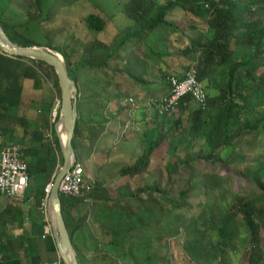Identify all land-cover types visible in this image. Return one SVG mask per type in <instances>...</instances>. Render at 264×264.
Segmentation results:
<instances>
[{"label":"rangeland","instance_id":"obj_1","mask_svg":"<svg viewBox=\"0 0 264 264\" xmlns=\"http://www.w3.org/2000/svg\"><path fill=\"white\" fill-rule=\"evenodd\" d=\"M129 2L130 0H42L38 7L35 0H0V17L7 22V25L14 26L11 36L28 38L42 46L60 47L67 52L73 63V74L78 80L79 102L81 81L85 80L80 78L82 74L89 77H96V74H99V81L104 85L106 93L111 90L107 86V81L113 89L114 87L117 89V93H120L123 88L122 84L125 82H129L128 84H131V81L137 82L136 78L142 82V79L147 76L145 69L149 68L148 58H151L149 64L153 62L154 66L156 63L158 66L159 59L163 57L168 48L165 43L162 44L164 40L168 42L173 39L176 43L181 36L184 44L180 46L189 44L190 40L183 36L194 26L192 24L194 16L179 11L168 12L166 22L169 25L173 23L179 26L181 33L160 27L152 34H140L137 38L133 37L124 41L126 35L133 36V29L138 25L137 22L129 20L125 15L124 9ZM158 2L164 3L163 0H158ZM92 14L104 20L105 30L98 31L88 27L86 19ZM203 27H205V31H209L207 30L209 29L208 25L207 28L205 25ZM138 29L140 31L142 26H138ZM189 33L193 40L196 39L195 32ZM139 50H142L145 56L139 54ZM109 54L111 55L107 57ZM105 57L107 58L105 59ZM25 65L24 69L29 70L35 76L33 80L22 78L23 97L26 99V103H28V99L35 98V96L38 98L42 93H45V99L42 102L46 107L41 109L35 98L32 100L33 104L30 108L32 107L34 114L39 117V125L42 126L46 122V128H43L46 136L50 132V115L53 105L56 99L61 100V92L59 94L58 88L55 86L57 78L46 66L39 67L28 60ZM85 66L86 68L82 69ZM90 83L91 85L95 84V82ZM101 84L95 85L93 89H101ZM138 84L141 85L140 82ZM212 92L213 90L210 94ZM258 103L260 107L255 106L251 114L264 109V98ZM22 112L23 110H16L12 117L10 114L0 121L1 127L6 128V124L10 127H18L21 131L20 138L24 139L23 143L20 139V141L4 144L5 146L10 143H19L23 147L30 146L31 144L24 143H29L33 132L39 129L33 128L34 122L32 119L29 120L28 116L23 119ZM166 121L171 122L169 119ZM181 122L182 126L185 125L187 128L189 118L183 119ZM154 128L155 132L152 133L154 139L147 140L146 150L160 137L157 126ZM178 128L175 125H170L167 129L166 133L169 131L167 139L160 150L158 149L152 155V165L145 179L142 177L143 181H138L137 185L131 180V200H129L131 201L129 203L131 212H127L129 222L114 227L115 231L124 229V233L117 235L116 239L120 247L127 244V249L123 251L120 248L118 252H110L109 256H103L104 261L102 260L103 262L100 264H191L184 243L190 239L192 232L186 231L185 226L195 220L194 225L202 231L207 234L212 231L204 226L206 220L200 219V215L204 211L221 209V199L219 200L218 194L222 195L223 205L239 204L238 196L241 200L252 201L264 206V198H259L260 191L254 187L246 173L250 167L254 166L255 160H264V129L260 128L256 136H254L256 133H252L240 137L239 146L236 145L232 151L230 149L231 152L229 151L228 154L224 149H219L214 153L215 159L207 160L202 157L207 156L208 152L202 135L199 138L195 137L194 140L182 139L179 141V137L175 133L178 132ZM25 131L29 133L27 136H25ZM6 138L5 135L3 139ZM54 141L55 139L45 146L49 154H52V158L49 159H55L54 166L62 167L63 159L61 156L59 158L57 144ZM138 151L131 149L130 156H127L131 166L135 165L138 159L144 155L141 148ZM137 152L138 154H136ZM110 155L111 161L116 160L115 156ZM82 163H85L84 166L89 164L86 158H83ZM56 170L58 171L59 168ZM218 178L225 180L223 184L219 183ZM31 180L30 186L32 185ZM43 180L40 185L44 187L47 179L43 178ZM204 181L209 185V188L204 187ZM196 183H202V187L196 188ZM149 185L151 191L148 190ZM138 186H142L140 190H138ZM188 188H191V192L188 194L186 202L191 205L190 208L185 206L177 209L170 203H166V197L179 201L181 190ZM116 200L122 201L121 205H127L123 197L116 198ZM206 203L209 204L208 208ZM112 211L117 212L115 208ZM238 222H240L239 219ZM106 226L110 225L106 224ZM238 227H240V234L234 240L233 247L226 249V261L231 264H248L251 244L246 238L245 227L241 223L238 224ZM242 239L246 241H242ZM209 241V236H206L205 242L208 244ZM262 244L264 245V230H262Z\"/></svg>","mask_w":264,"mask_h":264},{"label":"trees","instance_id":"obj_2","mask_svg":"<svg viewBox=\"0 0 264 264\" xmlns=\"http://www.w3.org/2000/svg\"><path fill=\"white\" fill-rule=\"evenodd\" d=\"M41 1L42 0H35L38 7H40ZM163 1L164 3L160 4L158 0H130L124 12L129 20L137 22L138 25L133 29V36L126 35L124 41L130 40L133 37L137 38L140 34H152L160 27H164V29H173L174 31L176 30L177 33H181L179 26L173 23L169 25V23L166 22L167 13L175 10L200 17L204 23H207L209 27L207 30L209 31H205L199 26L188 28L196 33V39L193 40L191 38L193 52L190 54V66L187 69L188 72L192 68H195L198 72L200 82L205 85V87L207 85L205 91L207 94V105L206 108L203 109L196 105L192 95L186 97L182 100L179 110L182 109L185 110V112L192 110L189 116L188 126L187 128L185 125L182 126V119L174 125L175 127H179L178 132H175L179 137V141H182V139L194 140L195 137L199 138L202 135V140L205 141L207 147L206 151H208L207 156L202 157L207 160H213L216 158L214 153L217 152V150L224 149L226 154H228L230 149L232 151L236 145L237 147L239 146L240 137L252 133H256L254 135L256 136L260 128L264 129V109L257 111L255 114H251L255 106L260 107L258 103L259 100L264 98V0ZM0 22L7 35L17 45L21 47L42 46L28 38H21L19 36L16 38L11 36L14 26L7 25V22L1 17ZM86 22L91 29L98 31L105 30V22L99 16L92 14L87 17ZM140 25L142 29L139 31L138 26ZM43 47L53 48L63 55L70 77L78 86V80L73 74V63L67 52L60 47L54 48L48 45ZM110 55L111 54L107 57ZM27 60L37 64L39 67L46 66L52 70L56 76L54 68L46 63L24 57L13 58L4 53H0V121L10 114V117H12L16 110H23L21 117L26 119V110L30 108L32 102L28 99V103H26V99L23 97L24 88L22 85V78L35 79L33 73L24 69ZM186 73L183 78L172 77L184 80L186 78ZM172 77H168L169 79H167L170 89H172ZM55 86L58 88L60 94L58 79L55 82ZM211 90H213V92L210 94ZM80 93L81 91L79 89V94ZM84 98V96H80V100ZM80 103L79 101V119L73 139V146L77 155V160L79 161L81 157H79L80 155L78 154L77 137L80 135L82 128L90 122L82 113ZM193 106L195 107L194 110L191 108ZM156 114L159 118H163L160 114ZM94 116L96 115L94 114L92 117ZM241 116H243V118H241ZM92 117L90 119L93 121ZM102 122L103 120L99 121L100 124ZM1 125L2 123H0V130H3L5 127H1ZM6 125L8 126V124ZM180 126H182L181 129ZM168 133L169 131L167 133L162 132L159 139L151 144L150 148L144 152V155L138 159L135 165L127 167L121 174L123 176H130L131 180L136 182V185L139 183L138 181L142 182V177L145 179L152 165V155L165 143ZM28 134V131H25V136ZM30 138L29 140L31 143H39L41 149L48 152L45 143H51V140H48V138L45 140L44 132L36 129ZM53 139H55L54 142H56L63 159L60 142L55 129H53ZM21 142H24V139H21ZM24 147L25 158L29 159L30 157L32 158V156L36 157L37 152L34 147L27 145ZM45 152L40 160H35L36 165L34 167L27 160L30 178L34 172H45L48 159L52 155ZM254 162V166L250 167L246 173L254 187L260 191L261 195L259 198L263 199L264 160H255ZM51 177L52 176L49 175L48 179L50 180ZM218 180L221 184L225 181L223 178H218ZM205 182L206 181L203 182L204 187L209 188V185ZM90 183L93 185V189L89 194V198L95 187L94 183ZM197 185L196 188L202 187V183ZM141 187L142 186H138V190H140ZM148 187V190L151 191V186L149 185ZM43 192L44 189L39 191L35 197L37 205H39L43 199ZM190 192L191 188L181 190L179 193V201L171 200L166 197V203H170L177 209H181L185 206L190 208L191 205L186 202ZM218 197L219 200L221 199V209L217 211H213L212 209L210 212L204 211L200 215V219L206 220L204 226L210 228L212 231L208 234L202 231L194 225L195 220L189 222V224L185 226L186 231L189 230L190 233L192 232L190 239L184 243L190 263L231 264L226 261V249L233 247L234 240L238 238L240 234V227H238V224L241 223L245 227L246 238L252 248L248 264H264V245L262 244L264 206L255 204L252 201L247 202L241 200L238 196L237 199L240 202H238L239 204L231 203L223 205L222 195L218 194ZM69 200L72 199L61 196L62 209L67 225L69 222V213L67 212ZM208 203H206L207 208L209 207ZM238 219L240 222H238ZM79 227L80 225H77L70 236H72ZM206 236H209L210 239L208 244L205 242ZM242 241L246 240L242 239Z\"/></svg>","mask_w":264,"mask_h":264},{"label":"crops","instance_id":"obj_3","mask_svg":"<svg viewBox=\"0 0 264 264\" xmlns=\"http://www.w3.org/2000/svg\"><path fill=\"white\" fill-rule=\"evenodd\" d=\"M192 16H194V20H191L194 27L199 26L204 29L205 25L207 28V23H204L200 17ZM189 32L192 33V31H187L183 36L190 40L189 44L185 46H180L184 44L181 36L176 43L173 39L168 42L164 40L162 44L165 43L168 48L163 57L159 59L158 66L157 63L154 66L153 62L149 64L151 58H148L149 68L145 69L147 76L142 79V82L136 78L137 82L131 81V84H128L129 82L120 83L123 86L120 93H117V89L115 87L113 89L108 81L107 86L111 90L106 93L104 85L99 81V74H96V77H89L86 74L80 76L85 79L81 81L82 84L79 82L81 84L80 96H84V99L88 98L86 101L80 100L81 110L90 122L82 128L77 137L78 154L81 157V162L83 158L89 162L87 166H84L86 180L95 184L89 201L72 199L67 204L69 233L71 234L77 225H80L71 236L80 264H100L104 261L103 256H109L110 252H118L120 248L123 251L127 249V244L120 247L116 239L117 235L124 233V229L121 228L120 231L114 229L124 222L127 224L129 222L127 212H131L129 204L131 202L129 201L131 200V177L121 174L127 167H131L127 156H130L131 149L140 151L141 148L142 153L146 151L147 140L154 139V134H152L155 132L154 127L157 126L161 135L162 132L167 131L170 125L173 126L180 119L183 120L190 116L192 110L185 112L181 109L172 116L159 118L149 106L150 100H161L170 95L168 77L183 78L185 76L190 66V54L193 52L192 37ZM139 54L145 56L142 50H139ZM85 68L86 66L82 69ZM90 82H95V84L91 85ZM139 82L141 85L138 84ZM98 84H101V89L94 90L93 87ZM35 98H31V102ZM44 99L45 93L36 98L41 109L46 107L42 102ZM130 99H135L137 105L131 106ZM31 108L26 110V116L29 120H33V128L37 127L38 130L44 132L43 128L46 122L42 126L39 125V117L34 114ZM191 108L195 109L194 106ZM94 114L96 116L92 117ZM91 117L93 121L90 119ZM168 119L171 122H167ZM101 120L103 122L100 124ZM126 126H130L128 132L125 131ZM5 135L7 138L3 139ZM20 137L21 131L18 127L8 125L3 128L0 131V153L5 147L4 144L20 141ZM11 144L14 143L8 145ZM24 144H31L30 146L36 149V157L25 158L26 162L28 160L34 167L35 160H40L45 150L41 149L39 143H31L30 140L29 143ZM58 154L60 158L59 149ZM110 154L115 156L116 160L111 161ZM54 163L55 159H48L45 172L32 173V178H30L32 185L26 191L22 202H15L0 193V264H39L58 258L53 230L50 234H46V219L39 211L40 204L37 205L35 201L38 192L55 179L58 172L56 168L60 166L55 167ZM49 175L52 176L50 180L48 179ZM43 178L47 179L44 187L40 185L44 181ZM115 197H123L127 205H121L122 201H117ZM113 208L117 212H113ZM106 224L110 226H106Z\"/></svg>","mask_w":264,"mask_h":264},{"label":"built area","instance_id":"obj_4","mask_svg":"<svg viewBox=\"0 0 264 264\" xmlns=\"http://www.w3.org/2000/svg\"><path fill=\"white\" fill-rule=\"evenodd\" d=\"M171 94L161 100L152 99L149 106L161 116L174 115L179 111L181 102L186 97L192 95L193 101L197 106L206 108L207 94L206 87L199 78L198 72L192 68L186 73L184 80L172 77ZM129 104L136 106L135 99H130ZM61 100L56 99L51 110V129L46 135L48 140L53 141V129L60 115ZM130 126H126L125 131L128 132ZM65 175L59 184V193L65 198L79 199L89 201V194L93 189V185L86 180L84 164L77 160ZM54 184V179L46 185L43 192V199L40 202L39 211L46 219V234H50L53 230V216L50 207L49 196ZM30 186V176L28 165L25 160V148L19 144H11L4 147L0 153V193L15 202H22L25 198L26 191ZM39 264H63L61 258L52 261H45Z\"/></svg>","mask_w":264,"mask_h":264},{"label":"water","instance_id":"obj_5","mask_svg":"<svg viewBox=\"0 0 264 264\" xmlns=\"http://www.w3.org/2000/svg\"><path fill=\"white\" fill-rule=\"evenodd\" d=\"M0 52L13 58L24 57L38 62L46 63L54 68L61 92V106L59 119L54 125L55 132L60 141L63 165L56 173L54 184L49 196L53 216V235L57 246L58 256L63 264H80L77 252L73 245L62 209L59 184L65 175L70 172L77 161L73 146L75 129L79 119L78 88L76 82L70 77L65 58L53 48L43 46L21 47L14 43L7 35L0 22ZM61 129L66 132L65 141L61 137Z\"/></svg>","mask_w":264,"mask_h":264},{"label":"bare ground","instance_id":"obj_6","mask_svg":"<svg viewBox=\"0 0 264 264\" xmlns=\"http://www.w3.org/2000/svg\"><path fill=\"white\" fill-rule=\"evenodd\" d=\"M60 134H61L62 140L65 141V139H66V132L61 129Z\"/></svg>","mask_w":264,"mask_h":264}]
</instances>
